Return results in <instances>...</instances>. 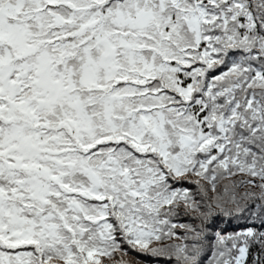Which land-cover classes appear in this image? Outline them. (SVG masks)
I'll return each mask as SVG.
<instances>
[{
  "label": "snow or ice",
  "instance_id": "1",
  "mask_svg": "<svg viewBox=\"0 0 264 264\" xmlns=\"http://www.w3.org/2000/svg\"><path fill=\"white\" fill-rule=\"evenodd\" d=\"M0 264H264V0H0Z\"/></svg>",
  "mask_w": 264,
  "mask_h": 264
}]
</instances>
